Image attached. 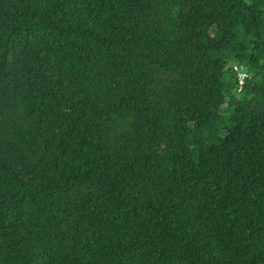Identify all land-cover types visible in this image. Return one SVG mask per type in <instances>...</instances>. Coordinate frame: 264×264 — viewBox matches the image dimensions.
<instances>
[{"label": "trees", "instance_id": "1", "mask_svg": "<svg viewBox=\"0 0 264 264\" xmlns=\"http://www.w3.org/2000/svg\"><path fill=\"white\" fill-rule=\"evenodd\" d=\"M0 264H264V0H0Z\"/></svg>", "mask_w": 264, "mask_h": 264}, {"label": "clouds", "instance_id": "2", "mask_svg": "<svg viewBox=\"0 0 264 264\" xmlns=\"http://www.w3.org/2000/svg\"><path fill=\"white\" fill-rule=\"evenodd\" d=\"M233 66H234L235 71L238 73V79H239V81L241 79L243 81V79L245 77V73L243 71H246V70H244L241 66H238V65H235V64ZM241 75H243V77H240ZM242 81H240V83H242Z\"/></svg>", "mask_w": 264, "mask_h": 264}, {"label": "built area", "instance_id": "3", "mask_svg": "<svg viewBox=\"0 0 264 264\" xmlns=\"http://www.w3.org/2000/svg\"><path fill=\"white\" fill-rule=\"evenodd\" d=\"M240 77H243V75H241ZM240 81H242V79Z\"/></svg>", "mask_w": 264, "mask_h": 264}]
</instances>
